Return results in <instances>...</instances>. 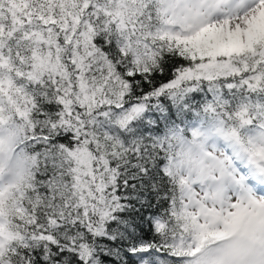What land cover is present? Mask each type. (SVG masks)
<instances>
[{
    "label": "snow or ice",
    "instance_id": "6c2138e0",
    "mask_svg": "<svg viewBox=\"0 0 264 264\" xmlns=\"http://www.w3.org/2000/svg\"><path fill=\"white\" fill-rule=\"evenodd\" d=\"M0 264H264V0H0Z\"/></svg>",
    "mask_w": 264,
    "mask_h": 264
}]
</instances>
